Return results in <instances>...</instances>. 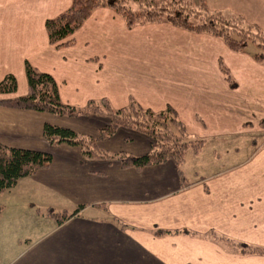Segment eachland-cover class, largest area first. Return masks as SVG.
Returning <instances> with one entry per match:
<instances>
[{
	"label": "crops",
	"instance_id": "crops-1",
	"mask_svg": "<svg viewBox=\"0 0 264 264\" xmlns=\"http://www.w3.org/2000/svg\"><path fill=\"white\" fill-rule=\"evenodd\" d=\"M205 1L210 10L240 15L264 32V0ZM70 4L0 0V80L6 74L17 80L16 91L0 99L27 93L28 62L51 74L60 100L73 106L102 98L113 109L130 100L155 112L170 106L190 136L204 139L260 127L264 65L252 51H232L219 37L168 22L128 28L106 6L95 8L68 44H51L44 22ZM108 122L104 115L0 105V142L52 156L47 167L0 194L13 193L16 204L31 208L81 206L61 223L37 215L51 221L39 220L24 236L12 238L1 227L2 251L15 254L0 264H264V255L242 254L233 243L264 247V137L246 157L211 173L188 179L181 166L185 184L170 160L124 167L116 158H90L78 146L51 145L43 137L45 123L96 136ZM98 145L138 156L151 149V139L119 127Z\"/></svg>",
	"mask_w": 264,
	"mask_h": 264
},
{
	"label": "trees",
	"instance_id": "trees-1",
	"mask_svg": "<svg viewBox=\"0 0 264 264\" xmlns=\"http://www.w3.org/2000/svg\"><path fill=\"white\" fill-rule=\"evenodd\" d=\"M106 6L118 12L128 28L136 24L168 22L174 26L219 37L232 51L248 50L254 45L253 57L264 64V32L256 25L247 23L240 15L223 11H213L205 0H71L70 6L44 22L48 40L57 46L70 42L69 37L89 17L92 11ZM221 70L227 69L219 61ZM27 93L2 98L0 105L33 109L60 116L104 115L109 122L99 129L96 136L82 134L73 129L45 123L43 137L51 145L66 144L78 146L83 155L90 158L118 159L124 167L142 168L147 165L172 161L184 183L181 166L187 150L198 153L204 138L190 136L176 111L167 106L165 110L152 111L139 106L134 100L122 108L113 109L105 98L89 100L85 106L63 103L59 98L58 85L51 74L42 72L28 62L24 65ZM17 80L13 74H6L0 80V94L14 93ZM264 126V118L260 121ZM249 125V124H247ZM126 127L143 132L151 139V149L138 156L123 151H108L98 145V141L111 136L117 128ZM51 153L42 150L12 147L0 142V193L13 188L21 178L33 175L51 162ZM75 210H55L47 207L45 215L57 223L74 216ZM159 231L157 234H165ZM215 240L217 239L214 237ZM218 240H224L222 236ZM234 245L242 254H262L264 247L235 241Z\"/></svg>",
	"mask_w": 264,
	"mask_h": 264
},
{
	"label": "rangeland",
	"instance_id": "rangeland-1",
	"mask_svg": "<svg viewBox=\"0 0 264 264\" xmlns=\"http://www.w3.org/2000/svg\"><path fill=\"white\" fill-rule=\"evenodd\" d=\"M247 49L254 51L255 47L252 44ZM259 118L255 125L260 127H254L251 132L247 130V133L207 138L200 151L196 154L191 150H187L182 164L184 175L189 179V177H193L195 174L211 173L214 170L229 165L235 160L238 161L246 157L252 147L251 144L257 145L263 140L264 126L260 124L261 117ZM255 128L259 129L256 130ZM26 204L23 202L19 205L16 204L13 193L5 192L3 195L0 194V228H8L12 233V238L31 234L34 232L39 220H43L42 222L45 225L47 220L51 221L50 218L40 219L36 217L37 215H45L44 211L46 208L44 206L35 204L34 208H31L30 206H26ZM14 254L15 252L2 251L0 245V263Z\"/></svg>",
	"mask_w": 264,
	"mask_h": 264
}]
</instances>
